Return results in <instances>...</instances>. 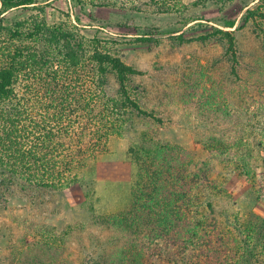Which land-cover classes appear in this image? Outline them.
Segmentation results:
<instances>
[{"label":"trees","instance_id":"16d2710c","mask_svg":"<svg viewBox=\"0 0 264 264\" xmlns=\"http://www.w3.org/2000/svg\"><path fill=\"white\" fill-rule=\"evenodd\" d=\"M51 1L0 0V200L35 207L45 194L64 197L83 188L89 163L109 155L114 138L128 142L133 180L127 207L96 219L116 236L92 245L90 256L75 257L66 248L69 233L41 226L35 242L25 237L15 249L19 262L264 264V218L244 211L234 194L240 184L256 201L264 196V101L244 119L242 109L218 102L215 90L190 92L181 103L199 106L205 153L170 143L156 130L164 119L138 99L134 79L143 72L107 43L81 34L79 18L75 24L69 13L47 15ZM151 1L167 13L181 6ZM23 10L31 13L7 20ZM255 16L264 21V12L247 10L238 26L223 20L228 30L215 29L237 64L235 31Z\"/></svg>","mask_w":264,"mask_h":264},{"label":"rangeland","instance_id":"374dc122","mask_svg":"<svg viewBox=\"0 0 264 264\" xmlns=\"http://www.w3.org/2000/svg\"><path fill=\"white\" fill-rule=\"evenodd\" d=\"M76 1L53 0L47 15L69 13L75 24L79 18L81 34L107 43L127 64L143 72L134 79L138 99L144 109L164 119L165 125L155 127L164 140L198 155L205 153L198 137L202 131L196 125L199 106L181 103L183 97L189 100L190 92L201 95L204 89L215 90L225 96L222 100L219 96L218 102L229 110L236 106L242 109L244 119L254 115V106L262 105L264 21L255 16L247 27L235 31L239 64L218 39L215 29L228 30L223 20L235 19L238 26L247 10L264 12V2L180 0L182 7H173L167 13L151 0H83V8ZM30 13H10L7 20ZM153 29H158L160 35H150ZM181 35L183 41L179 39ZM257 72L262 76L260 81H256ZM111 85L114 89V82ZM194 99L199 101L198 97ZM247 108L248 113L244 111ZM127 144L126 139H112L110 154L89 163L85 186L69 189L64 197L45 194L35 207L28 201L0 200V264H22L15 249L25 237L35 242L41 226L56 227L63 235L69 233V237L65 236L66 248L75 257L90 256L92 245L116 236L99 226L96 219L119 213L129 203L134 169L126 160ZM234 194L244 211L264 218V196L256 201L250 188L240 184Z\"/></svg>","mask_w":264,"mask_h":264}]
</instances>
